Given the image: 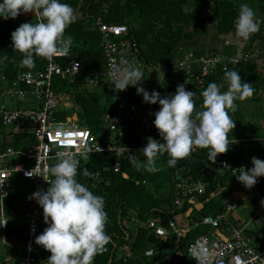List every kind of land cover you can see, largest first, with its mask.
<instances>
[{"label": "trees", "instance_id": "trees-1", "mask_svg": "<svg viewBox=\"0 0 264 264\" xmlns=\"http://www.w3.org/2000/svg\"><path fill=\"white\" fill-rule=\"evenodd\" d=\"M239 0H65L76 9V20L66 29V34L74 38L71 46L70 57L80 61L82 75L86 76L95 71H103L104 56L102 49V36L94 28V20L101 16L109 24L127 25L130 28L131 38L138 44L139 56L146 67H160L165 69V60L179 52L177 41H193L199 36L207 34L210 23L202 21V14L206 7L214 5L218 14V29L222 34L235 31V20L239 12ZM260 9L264 11V0ZM35 13H21L17 18L7 20L0 17V58L7 57L0 62L5 80L12 84L21 71L37 72L47 65V59L37 56L35 66L29 68L21 66L23 53L15 51L12 47L11 33L23 22H35ZM198 56L204 53L197 52ZM62 64L69 63L70 59L59 60ZM235 69L241 73L243 80L252 83L255 88L253 95L264 92V71L258 72L253 64L245 61L229 63L228 70ZM212 81L222 83L227 90L225 71L219 67L213 75L205 80L204 86L195 78L186 84L189 90L197 92L196 106L203 104V90ZM55 90L58 94L75 97L77 107L59 113L61 119L71 116L75 122L90 128L99 139V134L104 129V120L107 114L116 113L112 99L106 91H91L86 86L85 77L78 82L70 83L66 77L55 76ZM159 87L162 96L174 94L177 85L170 84L166 88ZM252 97V96H251ZM250 98V97H249ZM239 105L234 113H230L236 121L235 128L229 134L231 141L245 140L240 145L237 154L229 150L217 157L215 162L225 160L230 168L223 171L212 172V175L201 177L207 184L206 193L201 199L206 202L208 196L219 186H225L226 182L237 178L232 168L246 165L251 168L253 156L264 159V142L259 137H254V129L248 126L244 101H237ZM144 116L138 119V129L133 131L127 128L124 143L131 153L144 160L140 151L148 143V137L161 139L159 131L154 124L155 112L161 107L159 103H144ZM110 134V131L107 132ZM33 135L28 132V126L7 130L0 118V153L3 150L13 148L16 151L24 150L32 143ZM253 143L247 152L244 148ZM248 153L249 158L245 155ZM167 153L159 157L158 162L163 167L160 171L152 173L147 170H137L130 162L127 151L119 157L115 151L94 153L89 159H80L78 167V179L86 183L90 189L105 197V209L108 213L106 231L111 240L107 245V251L99 253L94 259V264H133L135 257L139 255L141 260L154 264L162 252L175 247L177 236L170 234L165 239H156L149 229L138 224L136 220L144 223L150 218L161 217L163 224L167 225L172 219L188 211L191 207L188 200L179 209L175 205L176 185L183 181H193L197 175L203 172V161L208 160V151L204 148H195L188 157L183 158L176 166H169ZM120 163V171L116 167ZM84 169H88L93 175L85 176ZM99 176H96V173ZM198 180V179H197ZM200 180V179H199ZM110 181V182H109ZM94 185V186H93ZM33 183L26 178L15 177L12 184V193L5 201V210L10 218L20 216L24 218L25 200L31 192ZM264 194V176L258 178L255 185ZM255 189L254 187H252ZM250 189V188H249ZM249 195L251 196V190ZM228 195L222 192L214 200L205 203L202 211L193 215L199 226L193 228L179 241V247L183 251L199 238L209 232V227L201 224L203 217L216 216L225 213L221 201ZM254 200V198H252ZM42 207V206H41ZM219 207V208H218ZM43 208V207H42ZM177 221V219H176ZM26 229L18 227L13 221L5 229V236L11 239H22ZM128 246L133 251V257L129 260L119 257V249ZM154 249L156 255L149 258L146 251ZM37 250H39L37 248ZM40 254V255H39ZM35 256L37 264H48L47 259L51 255L49 250L40 251Z\"/></svg>", "mask_w": 264, "mask_h": 264}, {"label": "clouds", "instance_id": "clouds-1", "mask_svg": "<svg viewBox=\"0 0 264 264\" xmlns=\"http://www.w3.org/2000/svg\"><path fill=\"white\" fill-rule=\"evenodd\" d=\"M29 12L35 13V22H23L11 33L12 47L24 54L21 66L34 67L37 56L51 62L56 56L70 54L74 38L66 34V29L76 20V9L65 0H0V17L5 20ZM261 23L249 3L240 4L235 20L238 38L250 39L260 30ZM6 59V56L0 58V62ZM111 76L116 90L135 86L146 103L161 106L155 112L154 124L162 141L148 137V143L140 150L144 160L127 148L131 164L137 170L152 173L160 171L157 162L165 153L169 157L167 164L174 167L196 147L207 149L208 160L213 162L228 152L232 145L229 134L236 126L230 113L237 110V101H245L255 93L253 84L243 80L239 71L226 68L227 90H222V83L210 82L202 92L203 104L197 108V92L189 90L184 83L177 85L174 94L164 96L159 90L146 89L142 83L143 69L127 59L111 66ZM59 155V161L47 166L46 174L41 175L50 181V186L29 197L43 207L48 225L35 241L50 251L48 264H94L96 255L107 251L111 240L106 231L105 197L77 178L79 157L67 150ZM252 162L251 168L241 167L238 171V180L247 188L255 186L258 178L264 176V159L253 156ZM83 174L93 175L88 169ZM206 255L200 254V264H204Z\"/></svg>", "mask_w": 264, "mask_h": 264}, {"label": "built area", "instance_id": "built-area-1", "mask_svg": "<svg viewBox=\"0 0 264 264\" xmlns=\"http://www.w3.org/2000/svg\"><path fill=\"white\" fill-rule=\"evenodd\" d=\"M96 28L102 36V49L104 56L103 71H95L82 75L80 61L72 59L70 54L56 56L53 61L47 60L43 70L21 71L17 79L8 85L3 96L15 103L16 107H0V118L5 126L10 129L27 125L28 132L33 135L32 143L26 149L16 151L13 148L3 150L0 153V217L3 224V233L9 225L5 215V201L12 193V184L15 177L29 179L32 183L30 194L25 200L24 220L26 229L23 240V255H18L16 261H7L6 264H37L36 254L46 249L37 244L35 237L41 233L44 220V210L38 201L30 199L32 193L37 190H46L50 181L41 175H45L47 166L51 165L52 159L60 158L64 151L74 153L79 159H89L94 153L115 151L121 157L127 147L124 143L127 123L125 113L128 109V96L125 90H116L112 82L111 66L119 64L127 59L133 64L146 68L145 63L139 56L138 44L131 38L130 28L127 25L109 24L99 16L94 20ZM249 56L224 60L216 53H206L200 57L202 69L197 75L199 83L204 86L205 80L222 67L228 69L229 63L248 61ZM70 59L69 63L62 64L59 60ZM55 76L66 77L70 83L78 82L85 77L86 86L89 90L106 91L114 100L116 113H109L104 120V129L99 139L88 127L78 125L71 116L61 119L59 113L71 110L75 107V97L58 94L55 90ZM81 77V78H80ZM105 83V84H103ZM190 83V82H188ZM186 83V84H188ZM202 106V105H201ZM263 136L259 138L264 142V119L261 122ZM110 131V134L107 132ZM225 160L218 161L216 166L221 170L230 168ZM241 167L232 168L234 175L238 177ZM236 169V170H233ZM120 171V163L116 167ZM33 172V175L27 173ZM212 175V172L209 173ZM49 179L52 177L49 175ZM243 184V183H242ZM207 184L202 181H183L176 185L175 205L181 209L184 200H190L199 194H205ZM236 205H227V210H234ZM225 213L216 216L203 217L201 224L209 227V232L197 239L187 251L179 247V241L188 232L180 228L176 219H172L167 225L163 224L161 217L150 218L147 222H136L151 231L156 239H165L170 234L177 236L175 247L162 252L154 264H200V254L206 253L204 264H264V247H257L250 243L249 239L241 231H235L230 236L219 234ZM199 226V223L193 228ZM192 228V229H193ZM37 247H40L37 250ZM40 255V254H39ZM156 255L154 249L146 251V256L151 258Z\"/></svg>", "mask_w": 264, "mask_h": 264}, {"label": "crops", "instance_id": "crops-1", "mask_svg": "<svg viewBox=\"0 0 264 264\" xmlns=\"http://www.w3.org/2000/svg\"><path fill=\"white\" fill-rule=\"evenodd\" d=\"M241 3H249L257 13V16L262 21L261 28L258 32L252 34L248 40L238 38L236 30L230 33L222 34L218 29V14L215 11L214 5L206 7L202 14V21L210 23V28L207 34L199 36L193 41H185L179 39L177 41L179 52L172 56H168L165 60V69L162 71L160 67H146L143 71L144 80L142 81L143 86L151 90H158L159 87L166 88L170 84L178 85L180 83H188L193 79L197 78V75L202 69L200 57L196 53H216L220 55L224 60L232 58H243L249 56V60L245 61L255 66L256 71H264V11L260 9L261 3L258 0H239ZM203 54V55H204ZM228 85V82H225ZM128 96V109L125 113L127 128H131L133 131L138 129V119L140 114H144L145 109L141 106L145 103L143 95L138 94L135 86H129L126 90ZM249 106L247 111L252 108V104L263 106L264 108V92L258 95H253L248 98ZM139 113V114H138ZM263 120V119H262ZM261 120V121H262ZM248 126L250 122L247 120ZM260 137L263 136L262 124H260ZM245 140H235L230 144L229 150L237 152L240 149V145L245 143ZM253 143H249L244 149L248 152L252 147ZM199 148V147H196ZM249 158L248 153L245 155ZM253 166L252 159H249ZM217 162L209 163L207 160L203 161V172L197 175L193 181H202L201 177L209 175L210 172L223 171L216 166ZM242 167H247L243 165ZM198 179V180H197ZM200 179V180H199ZM256 195H249L247 188H241L240 186L233 183V181L226 182L225 186H219L214 192H212L206 202L214 200L222 192H227L228 195L221 201V205L225 207V219L222 220L219 229V234L223 236H230L235 231H241L246 236L250 243L257 247H264V197L259 194V189L255 186ZM204 194L196 195L192 197L188 202L191 207L187 212L179 215L177 223L180 228L186 232L192 230V228L198 223L194 220L193 215L202 211L205 207V203L201 197ZM254 198V200L252 199ZM238 200V202H236ZM229 204L236 205L234 210H227L226 207ZM238 206L241 209H249L251 217L245 216L243 213L238 211ZM219 208V207H218ZM254 225V228H252ZM48 225L46 222L43 223L41 232ZM18 254L12 251V256L7 261H16ZM6 261V262H7ZM144 264H148L144 261Z\"/></svg>", "mask_w": 264, "mask_h": 264}, {"label": "rangeland", "instance_id": "rangeland-1", "mask_svg": "<svg viewBox=\"0 0 264 264\" xmlns=\"http://www.w3.org/2000/svg\"><path fill=\"white\" fill-rule=\"evenodd\" d=\"M145 69H143L144 71ZM81 78V77H80ZM105 84V83H103ZM8 86V82L5 80L4 77V73H3V68L1 66L0 68V107L2 106H8V107H16L15 103L12 102L9 98H6L3 96V91L4 89ZM102 86V85H101ZM101 86H97V90H101ZM114 101V100H112ZM114 105V103H113ZM247 106H249V100L248 98L244 101V104L242 105L243 109L245 110V115L246 117L244 119H246V121L248 120V122H250V126L251 128L254 129V137L257 138L260 136V132L259 130L260 128V124H261V120L264 119V108L263 106L259 105H255V102L252 104V108L249 109V111H247ZM139 114V113H138ZM142 115L144 116L145 114H140L139 118L142 117ZM7 130H10L9 127H7ZM60 158L58 159H52L50 161L51 165L58 162ZM157 166L160 168H163L160 163H157ZM233 183H235L236 185L240 186L241 188H247L244 184H242V182H240L238 180V178H235L233 180ZM248 192L250 189L253 188H247ZM251 194L252 195H256L257 196V192L255 191V189L251 190ZM259 194H261V196L264 197V194H262L259 191ZM238 202V200L236 201ZM238 211H240L241 213H243L245 216L247 217H251L250 214V210L249 209H241L240 206H238ZM5 215L6 218L8 219L9 223L11 221H13L18 227L20 226H24L25 225V220L23 217L18 216H14L15 218H10L7 214V211L5 210ZM3 224H2V220L0 217V264H6L7 259L9 257L12 256V251L16 252L18 255H23V247L22 245H24V240L22 239H11L8 238L4 235L3 233ZM252 228H254V225H252ZM38 249L40 247H37ZM119 257H125L128 260L133 257V251L130 249V247L128 246H123L122 248L119 249L118 252ZM136 260H134L133 264H144V260H141V258L138 256L135 257ZM148 264H150L149 262H147Z\"/></svg>", "mask_w": 264, "mask_h": 264}, {"label": "water", "instance_id": "water-1", "mask_svg": "<svg viewBox=\"0 0 264 264\" xmlns=\"http://www.w3.org/2000/svg\"><path fill=\"white\" fill-rule=\"evenodd\" d=\"M112 263V259L110 260V263L109 264H111Z\"/></svg>", "mask_w": 264, "mask_h": 264}]
</instances>
